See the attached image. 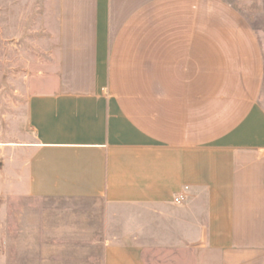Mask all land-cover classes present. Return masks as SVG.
Segmentation results:
<instances>
[{
  "label": "crops",
  "instance_id": "1",
  "mask_svg": "<svg viewBox=\"0 0 264 264\" xmlns=\"http://www.w3.org/2000/svg\"><path fill=\"white\" fill-rule=\"evenodd\" d=\"M58 6L53 75L0 129V192L141 209L195 264H264V4ZM101 263L146 264L132 242Z\"/></svg>",
  "mask_w": 264,
  "mask_h": 264
},
{
  "label": "rangeland",
  "instance_id": "2",
  "mask_svg": "<svg viewBox=\"0 0 264 264\" xmlns=\"http://www.w3.org/2000/svg\"><path fill=\"white\" fill-rule=\"evenodd\" d=\"M58 1L0 0V129L4 137L27 97L42 91L43 80L53 75ZM237 1L254 11L264 4V0ZM179 218L187 220L191 215L179 214ZM182 234L171 230L170 220L158 222V217L144 216L141 209L102 201L21 197L7 188L0 192V264H102L110 242L138 245L146 264H195L196 253L173 247Z\"/></svg>",
  "mask_w": 264,
  "mask_h": 264
},
{
  "label": "built area",
  "instance_id": "3",
  "mask_svg": "<svg viewBox=\"0 0 264 264\" xmlns=\"http://www.w3.org/2000/svg\"><path fill=\"white\" fill-rule=\"evenodd\" d=\"M186 200V197L185 195L181 194L179 196H177L175 199H174V204L176 205H182Z\"/></svg>",
  "mask_w": 264,
  "mask_h": 264
}]
</instances>
